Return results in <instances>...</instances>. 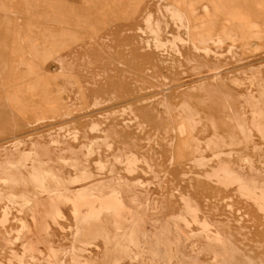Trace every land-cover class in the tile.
I'll use <instances>...</instances> for the list:
<instances>
[{
  "label": "rangeland",
  "instance_id": "obj_1",
  "mask_svg": "<svg viewBox=\"0 0 264 264\" xmlns=\"http://www.w3.org/2000/svg\"><path fill=\"white\" fill-rule=\"evenodd\" d=\"M0 264H264V0H0Z\"/></svg>",
  "mask_w": 264,
  "mask_h": 264
}]
</instances>
